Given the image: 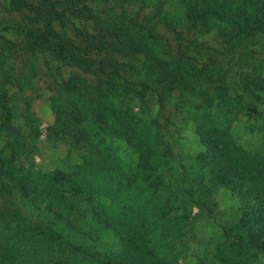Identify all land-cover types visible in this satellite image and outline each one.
<instances>
[{"label": "trees", "instance_id": "obj_1", "mask_svg": "<svg viewBox=\"0 0 264 264\" xmlns=\"http://www.w3.org/2000/svg\"><path fill=\"white\" fill-rule=\"evenodd\" d=\"M161 26L178 36L175 45ZM205 36L219 47L200 42ZM257 38L264 40V0H0V264H179L191 249L181 243L185 228L188 238L196 207L210 213L219 186L239 198L241 216L225 228L209 264H264V153L243 148L231 132L241 113L264 122V60L246 45ZM141 58L138 80L129 63ZM42 69L55 113L49 136L83 149L71 174L25 165L43 136L26 94ZM168 107L204 146L193 158L202 164L196 174L205 170L195 185L172 175ZM115 138L139 153V172L115 160L108 142ZM80 174L88 186L78 183ZM17 198L39 212L37 223ZM58 224L89 228L86 241L92 230L112 234L119 248L97 252Z\"/></svg>", "mask_w": 264, "mask_h": 264}, {"label": "rangeland", "instance_id": "obj_2", "mask_svg": "<svg viewBox=\"0 0 264 264\" xmlns=\"http://www.w3.org/2000/svg\"><path fill=\"white\" fill-rule=\"evenodd\" d=\"M160 32L164 37L172 39L174 45L176 44L175 40L178 36L171 31L170 27L161 26ZM192 34L193 33H190L193 38H199V36ZM204 39L208 42L207 44L209 46L219 47L213 36L201 37L199 41L203 42ZM246 45H251L254 50L258 51V57L264 60V40L262 38L253 39L252 42L247 40ZM191 55L200 63L206 62L208 57L207 54L204 55L197 52H192ZM142 60L143 58L140 60L136 59L129 63L130 73L134 75V79L139 80L143 77ZM121 62L127 63L129 59H121ZM73 70L77 71L76 69ZM26 94L31 98V112L33 113L35 125L43 131V136L38 144L39 151L31 155L27 160L25 159V165L35 170H42L45 172L61 170L71 174L75 171V168L77 171V166L83 162L81 159L83 149L75 150L65 143L55 144L47 131L48 127L55 121V113L52 110L50 101L53 94L48 89V80L45 76L44 69L41 70L40 77L36 81L35 90L28 91ZM17 105L21 109L25 108L24 103L21 101H19ZM165 117L168 119L166 121L168 125L164 127L163 131L165 140L168 141L172 147L171 152L173 157L170 161L176 168V170L172 172L174 173L172 175L183 176L185 185H195L197 179L204 174L202 171L205 170H201V172L199 171L196 174L202 164L193 158L199 153L204 152V146L195 134L193 125L190 124V122L182 124V116L175 112L172 107L167 108ZM259 119L257 115L254 116V118L248 119L244 113H241L235 117L231 132L236 142L243 148L264 153V132L257 129V127H260L264 122ZM23 122L22 119L17 120V125L22 129H24V125H22ZM257 124L258 126L256 129H253V125ZM110 141L112 142L110 145L115 160L123 167L130 166L137 172L140 161L139 153L132 149L124 140L116 138L108 139V142ZM3 144H5V139L4 137H0V148ZM165 162L166 159H160L158 162L162 165V171L165 170V168H163ZM172 165L170 164L171 167ZM193 171L196 175L186 180L188 176L187 172L193 173ZM77 180L78 183L83 186H88L90 181L88 176H83L81 174L77 176ZM105 201L110 204L108 198H105ZM15 202L29 222L37 223L41 219L39 212L28 203L20 198L15 199ZM210 210L211 212L208 213V211L203 210V207H196L195 211L199 214L198 218L195 220L193 232L190 233V236L188 234V238H186L185 228V234L181 241L182 246L189 245L191 249L186 251L187 253L179 260V264H202L201 261L209 264L212 249L222 241L225 228L231 226L241 216L239 198L233 194L229 188L222 186L213 188ZM42 211L44 213V210ZM47 212L45 211L44 215L51 217ZM79 225L83 226L81 223ZM57 227L58 230L63 231V234H65L68 239L74 240L76 243L86 247H89V244L93 245L97 252L107 253L117 251L119 248L118 240L112 234L108 233L99 236L100 230L94 233L91 229L93 238L86 241L84 236L90 232L89 228L87 229V233H81L70 231V228L65 224H58ZM97 237H102V239Z\"/></svg>", "mask_w": 264, "mask_h": 264}]
</instances>
